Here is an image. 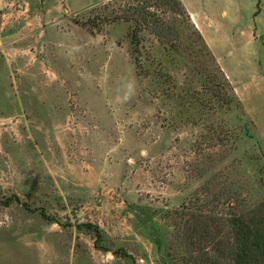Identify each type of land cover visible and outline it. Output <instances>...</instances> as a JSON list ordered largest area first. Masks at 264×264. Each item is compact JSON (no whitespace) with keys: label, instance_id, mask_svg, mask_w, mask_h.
<instances>
[{"label":"rangeland","instance_id":"1","mask_svg":"<svg viewBox=\"0 0 264 264\" xmlns=\"http://www.w3.org/2000/svg\"><path fill=\"white\" fill-rule=\"evenodd\" d=\"M181 2L172 45L132 0H0V264H233L264 229L263 0Z\"/></svg>","mask_w":264,"mask_h":264},{"label":"trees","instance_id":"2","mask_svg":"<svg viewBox=\"0 0 264 264\" xmlns=\"http://www.w3.org/2000/svg\"><path fill=\"white\" fill-rule=\"evenodd\" d=\"M135 6L130 5L129 10L133 13L125 17V21L130 22L133 20L135 23H141L160 27L165 26L166 32H157L158 37L166 38L167 41L176 42L177 35L175 29L166 24V22L159 16L166 15L168 12L179 14L186 18H190L186 14L181 0H132ZM261 0H257V7L260 9ZM165 9L160 15L156 11L151 12L150 9ZM130 16L136 17L130 19ZM139 40L136 41V45H140ZM135 64L137 68H142L140 60L135 58ZM235 236L233 238L232 246V261L233 264H264V229L257 228L256 226L245 224L241 229L235 230ZM97 237H101L100 230H96ZM126 253V252H124Z\"/></svg>","mask_w":264,"mask_h":264},{"label":"crops","instance_id":"3","mask_svg":"<svg viewBox=\"0 0 264 264\" xmlns=\"http://www.w3.org/2000/svg\"><path fill=\"white\" fill-rule=\"evenodd\" d=\"M237 1H240V0H237ZM263 8H264V0H263ZM190 13H191V17H192L194 23L198 24L196 22L195 14H193L192 11H190ZM258 19L262 20L261 23L263 24L262 26L264 27V9L261 12L260 17H258ZM257 26H258V28H257L256 34H255L256 36L254 37L253 42L257 40L258 45L256 44L255 53H256L258 59L262 63L261 72L263 73V76L261 78V81H262L261 84H263L264 83V29L259 24ZM253 54H254V52H253Z\"/></svg>","mask_w":264,"mask_h":264}]
</instances>
